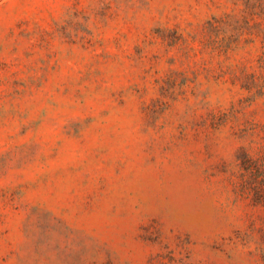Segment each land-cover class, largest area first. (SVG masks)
Instances as JSON below:
<instances>
[{
    "label": "rangeland",
    "instance_id": "rangeland-1",
    "mask_svg": "<svg viewBox=\"0 0 264 264\" xmlns=\"http://www.w3.org/2000/svg\"><path fill=\"white\" fill-rule=\"evenodd\" d=\"M264 3L0 0V264H264Z\"/></svg>",
    "mask_w": 264,
    "mask_h": 264
},
{
    "label": "trees",
    "instance_id": "trees-1",
    "mask_svg": "<svg viewBox=\"0 0 264 264\" xmlns=\"http://www.w3.org/2000/svg\"><path fill=\"white\" fill-rule=\"evenodd\" d=\"M247 1H258V2L260 1L264 3V0H247ZM255 200L257 201L256 202L257 204L261 203L264 206V196L258 195ZM260 234H261V237L259 238V241H258L259 245L257 247V251H258L260 259L264 263V227L260 229Z\"/></svg>",
    "mask_w": 264,
    "mask_h": 264
}]
</instances>
